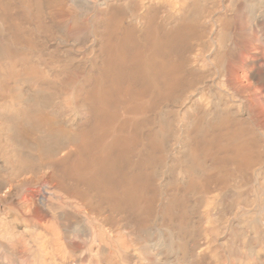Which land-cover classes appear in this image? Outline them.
Masks as SVG:
<instances>
[{
  "label": "bare ground",
  "instance_id": "bare-ground-1",
  "mask_svg": "<svg viewBox=\"0 0 264 264\" xmlns=\"http://www.w3.org/2000/svg\"><path fill=\"white\" fill-rule=\"evenodd\" d=\"M0 264H264V0H0Z\"/></svg>",
  "mask_w": 264,
  "mask_h": 264
}]
</instances>
